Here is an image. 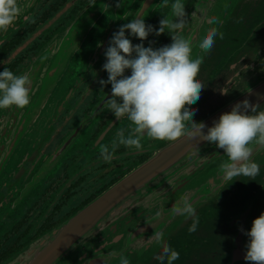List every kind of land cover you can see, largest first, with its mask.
Segmentation results:
<instances>
[{
    "label": "flooded vegetation",
    "instance_id": "1",
    "mask_svg": "<svg viewBox=\"0 0 264 264\" xmlns=\"http://www.w3.org/2000/svg\"><path fill=\"white\" fill-rule=\"evenodd\" d=\"M93 1L20 0L24 11L7 32H0V72L9 68L22 74L38 64L42 52L54 42L48 49L49 60L42 63L33 78L38 83L33 86L34 99L44 91V84L52 88L48 100L37 110L39 119L32 122L33 128L47 129V135L41 141L36 138L27 142L26 148L33 152L21 159L12 157L13 152L7 155V150L0 155V264L150 159L154 147L169 142L145 136L142 150L120 146L111 163L105 162L100 146H110L121 128L128 135L131 125L126 116L118 120L104 108V100L112 97V86H102L99 81L108 79L103 65L113 33L140 14L146 24L159 29L162 18L176 19L171 10L175 0H168L167 7L163 0H155L156 7L146 5L153 0H132L130 10L109 25L85 18ZM200 1L182 0L188 19ZM259 7L264 10V3H259ZM244 16L249 19H238L240 32L252 38L254 26L257 30L263 27L264 14ZM75 26L82 29L73 30ZM88 27L90 34L86 36ZM125 35L134 45L143 43L153 48L169 45L172 39L167 30L160 36L151 34L145 41L130 31ZM62 42H66L65 47ZM62 48L73 51L70 65L55 77L62 64ZM58 56L60 61L55 62ZM208 59V71L204 67L197 77L205 87L201 98L189 106L197 110L194 121H199L201 113L207 112L206 106L215 99L217 77L229 63L224 61L217 66L214 55ZM51 63L55 65L48 68ZM125 74L131 75V70ZM29 109L35 113L36 104H30ZM64 144L69 147L66 154L60 161H53ZM9 162L16 164L9 168ZM262 164L258 175L242 176L239 185L223 191L217 205L207 206L194 216L193 221L199 222L195 232L188 230L177 241H169L168 245L180 254L174 264H249L244 259L249 237L244 232L250 231L253 220L264 213V160ZM156 264L162 262L158 260ZM163 264H167V259Z\"/></svg>",
    "mask_w": 264,
    "mask_h": 264
},
{
    "label": "water",
    "instance_id": "2",
    "mask_svg": "<svg viewBox=\"0 0 264 264\" xmlns=\"http://www.w3.org/2000/svg\"><path fill=\"white\" fill-rule=\"evenodd\" d=\"M154 1L146 5L156 7ZM200 2L194 7L195 14L183 33L186 37L195 35L193 55L204 56L200 70L205 67V72L208 71L211 55L215 56L217 66L229 62L223 74L217 77L215 99L206 106L207 112L201 113L199 121H195L206 125L203 129L206 134L214 121L231 112L237 103L247 100L264 110V23L258 30L254 26L252 38L244 37L242 33L246 32H240L238 24V19H249L244 15L264 14L261 6L257 8L264 0ZM132 5V0H94L85 12V18L92 21L98 15L99 24L104 21L108 25L114 24ZM212 17L219 23H209ZM213 27L223 33V38L218 35L211 51L204 54L200 52L198 42ZM80 29L75 26L73 30ZM171 43L172 39L169 45ZM35 65L22 73H29L32 80L30 104L34 100L33 86L38 84L33 79L37 71ZM224 87L228 88L229 94H221ZM249 114H252L251 110ZM39 117L29 106L0 110V155L6 150L9 155L19 149L21 141L31 140L29 136L37 134L32 122ZM227 160L223 149L199 137L156 146L150 159L60 225L30 240L27 246L1 264H120L121 257L127 258L130 264H156L163 245L177 241L188 232V225L194 219L173 215V205L187 197L195 206L196 216L205 207L217 205L216 199L225 189L239 185L242 176L226 181L221 172L220 165ZM252 160L263 165L264 147H255ZM156 231L162 233V240H149Z\"/></svg>",
    "mask_w": 264,
    "mask_h": 264
},
{
    "label": "clouds",
    "instance_id": "3",
    "mask_svg": "<svg viewBox=\"0 0 264 264\" xmlns=\"http://www.w3.org/2000/svg\"><path fill=\"white\" fill-rule=\"evenodd\" d=\"M162 4L167 7L168 0H163ZM24 7L20 0H0V32H7L15 24ZM171 10L176 19L162 18L159 29L146 24L140 14L113 33L103 65L108 79L99 83L112 86V97L104 100V108L107 107L118 120L126 116L131 130L125 135V129L121 128L110 146L101 145L102 159L111 163L120 146L142 150L141 141L145 136L170 142L199 137L226 153L228 160L220 165L226 181L241 176L255 177L260 166L252 157L256 146L264 147V110L245 100L233 106L231 112L222 114L206 134L203 132L206 125L193 120L197 110L189 106L200 100L205 88L197 79L204 56L193 55L194 39L183 34L189 24L185 4L175 0ZM209 23L218 24L219 21L212 17ZM166 30L172 43L160 48L145 47L143 43L134 45L125 35L130 31L132 36L145 41L151 34L160 36ZM218 35L223 38L217 28L209 29L198 42L200 52L211 51ZM127 70H131V75L125 74ZM31 93L29 73L17 75L9 68L0 72V110L26 108L31 102ZM221 94H229L228 88L224 87ZM171 212L189 217L196 214L194 204L187 197L173 205ZM198 223V220L193 221L188 229L190 233L197 230ZM240 230L244 232L242 228ZM244 234L249 237L244 259L249 264H264V213L253 220L251 230ZM151 239L162 240V233L156 231ZM179 255L164 244L158 259L162 264L165 259L167 264H174ZM120 264H130V261L121 257Z\"/></svg>",
    "mask_w": 264,
    "mask_h": 264
},
{
    "label": "rangeland",
    "instance_id": "4",
    "mask_svg": "<svg viewBox=\"0 0 264 264\" xmlns=\"http://www.w3.org/2000/svg\"><path fill=\"white\" fill-rule=\"evenodd\" d=\"M100 10H101V12H103L101 8H100ZM89 15H92V14H89ZM98 17H99L98 15L96 16L95 19L93 17V20L92 21L98 23L99 20H100ZM84 34L86 36L90 34V28L89 27H88L87 31ZM194 37H195V35L193 36V39H194ZM170 42H171V39H170ZM53 44H54V42L51 43L47 48L49 49V47L52 46ZM65 45H66V42H62V46L65 47ZM47 48L44 50V52H42V54H43L42 59L39 60V63L35 65L36 66V69L42 68V63L47 62L49 60L48 54L51 53V50H47ZM72 52L73 51L68 50L66 48H62L60 50L59 56L61 55L60 57H61L62 64H61V67H60L59 72L57 74H55V77H58L60 74H62L64 72V70L66 69V67H68L70 65V56H71ZM58 57L55 59V62L60 61V57H59V59H58ZM54 65H55V63H51L48 68H51ZM52 72H51V75H50L49 78H52ZM44 85H45L44 86V91L41 94L39 93V95L37 94V99H34L33 100V104L34 105L36 104V109L33 110L35 112L34 114L37 113V110L40 109V107H42V105L46 102V100H48L49 96L52 94V88L50 87L51 85L50 84H44ZM38 99H40L41 102ZM36 131H37V134L35 136L33 135V137L31 136V140H29V141H34V140H36V138H37V140L41 141L47 135V129L45 131V129L40 128V129H36ZM29 141H21L23 143L21 145L19 144V149L17 151H13L12 157H15V159H19V158L21 159L23 157V155H26V154H29V153L33 152V149L26 148V146H27L26 145V142H29ZM66 144L63 145V147L61 148V150L58 152L57 155H59L64 150ZM68 148L69 147H67V149H65L64 152L62 153V155H60L58 158L53 157V161H60L63 158V156L66 154ZM14 164H16V163L9 162L8 163L9 168H11L12 166H14ZM256 189L259 191L258 188H256Z\"/></svg>",
    "mask_w": 264,
    "mask_h": 264
}]
</instances>
